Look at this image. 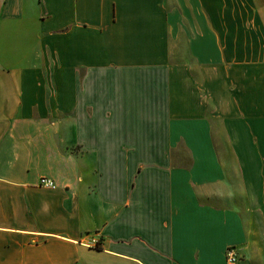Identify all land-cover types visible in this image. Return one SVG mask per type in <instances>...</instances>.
<instances>
[{"label": "crops", "instance_id": "crops-1", "mask_svg": "<svg viewBox=\"0 0 264 264\" xmlns=\"http://www.w3.org/2000/svg\"><path fill=\"white\" fill-rule=\"evenodd\" d=\"M230 246L264 264V0H0V264Z\"/></svg>", "mask_w": 264, "mask_h": 264}, {"label": "built area", "instance_id": "built-area-1", "mask_svg": "<svg viewBox=\"0 0 264 264\" xmlns=\"http://www.w3.org/2000/svg\"><path fill=\"white\" fill-rule=\"evenodd\" d=\"M39 183L46 187H54V182L50 178L42 177ZM226 264H236L239 260V255L234 247H228L225 252Z\"/></svg>", "mask_w": 264, "mask_h": 264}]
</instances>
